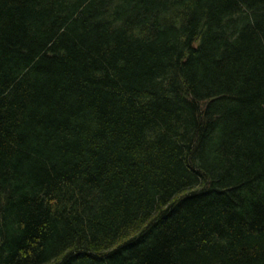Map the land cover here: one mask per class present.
<instances>
[{
  "label": "trees",
  "instance_id": "obj_1",
  "mask_svg": "<svg viewBox=\"0 0 264 264\" xmlns=\"http://www.w3.org/2000/svg\"><path fill=\"white\" fill-rule=\"evenodd\" d=\"M0 264H264V0H0Z\"/></svg>",
  "mask_w": 264,
  "mask_h": 264
}]
</instances>
